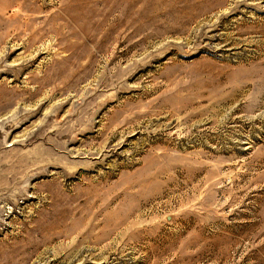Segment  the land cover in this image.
Returning <instances> with one entry per match:
<instances>
[{
	"label": "rangeland",
	"instance_id": "rangeland-1",
	"mask_svg": "<svg viewBox=\"0 0 264 264\" xmlns=\"http://www.w3.org/2000/svg\"><path fill=\"white\" fill-rule=\"evenodd\" d=\"M64 263L264 264V0H0V264Z\"/></svg>",
	"mask_w": 264,
	"mask_h": 264
},
{
	"label": "bare ground",
	"instance_id": "bare-ground-1",
	"mask_svg": "<svg viewBox=\"0 0 264 264\" xmlns=\"http://www.w3.org/2000/svg\"><path fill=\"white\" fill-rule=\"evenodd\" d=\"M22 3V2H21ZM24 7H26V6H24ZM21 8V7H20ZM65 199V198H64ZM75 199V198H74ZM79 199V198H78ZM86 199V198H85ZM88 199V198H87ZM71 200V199H70ZM77 200V199H76ZM89 200H91V199H89ZM59 201V200H58ZM64 201V200H63ZM62 201V202H63ZM65 201H66V199H65ZM64 201V202H65ZM68 201V200H67ZM72 201V200H71ZM72 202H74V200L72 201ZM91 202V201H90ZM87 203V202H86ZM92 203V202H91ZM66 204V203H65ZM68 204H70V202L68 203ZM85 204V203H84ZM96 204V203H95ZM59 205V204H58ZM97 205H98V203H97ZM74 206H77V204L76 205H73V208H74ZM81 206V205H80ZM83 207V206H82ZM81 208V207H80ZM97 208H99V207H97ZM70 209H71V207H70ZM76 209V208H75ZM89 209V208H88ZM87 208L85 209V210H88ZM90 209H92V208H90ZM109 209V208H108ZM84 210V209H83ZM102 210V209H101ZM112 210V209H111ZM81 211V210H80ZM89 211V210H88ZM74 212V211H73ZM79 212V211H78ZM100 212V211H99ZM89 213H91V212H89ZM99 214V213H98ZM86 215V214H85ZM97 215V214H96ZM65 216H67V214L65 215ZM92 216V215H91ZM63 217V216H62ZM71 217V216H70ZM75 217V216H74ZM68 218V217H67ZM96 218V217H95ZM94 218V219H95ZM59 219V218H58ZM63 219V218H62ZM66 219V218H65ZM89 219V218H88ZM104 219V218H103ZM68 220H70V219H68ZM114 220H115V218H114ZM67 221V220H66ZM76 221V220H75ZM78 221V220H77ZM86 221V220H85ZM56 222H57V220H56ZM65 222V221H64ZM96 222V221H95ZM61 223H63V221L61 222ZM68 223H69V221H68ZM70 223H72L71 221H70ZM67 224V223H66ZM74 224H76V222H74ZM64 225H65V223H64ZM54 226V225H53ZM69 226V225H68ZM78 226V225H77ZM46 227V226H45ZM44 227V228H45ZM58 227H59V225H58ZM67 227V226H66ZM85 227V226H84ZM70 228V227H69ZM75 228H77V227H75ZM74 228V229H75ZM42 229V228H41ZM66 229V228H65ZM81 229V228H80ZM45 231V230H44ZM43 230H42V232H44ZM66 231V230H65ZM83 231V230H82ZM46 232V231H45ZM81 232V231H80ZM97 232V231H96ZM95 232V233H96ZM61 233V232H60ZM78 233V232H77ZM82 233V232H81ZM48 234V233H47ZM51 234V233H50ZM50 234H49V236H50ZM59 234V233H58ZM63 234H65V233H63ZM78 235V234H77ZM54 236H55V234H54ZM54 236H53V238H54ZM58 236V235H57ZM60 236H61V234H60ZM80 236V235H79ZM42 237H44V236H42ZM52 237V236H51ZM56 237V236H55ZM87 237V236H86ZM76 238V237H75ZM60 239V238H59ZM73 239V238H72ZM61 240V239H60ZM84 240V239H83ZM92 240V239H91ZM51 241V240H50ZM69 242V241H68ZM89 242V241H88ZM87 242V243H88ZM96 242V241H95ZM45 243V242H44ZM46 243H48V242H46ZM50 243V242H49ZM40 244L42 245V243L40 242ZM77 244V243H76ZM83 245V244H82ZM92 246V245H91ZM38 247V246H37ZM89 248H90V246H88ZM79 250V249H78ZM90 250V249H89ZM92 250H94V249H92ZM77 252V251H76ZM93 252V251H92ZM90 254H92V253H90ZM95 254V253H94ZM63 259V258H62ZM60 260V259H59ZM79 260H80V258H79ZM65 264V263H64Z\"/></svg>",
	"mask_w": 264,
	"mask_h": 264
}]
</instances>
